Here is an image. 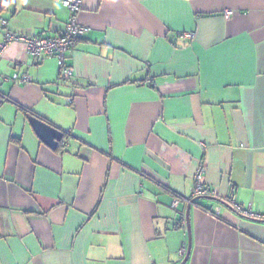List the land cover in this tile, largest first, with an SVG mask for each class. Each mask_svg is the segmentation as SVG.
<instances>
[{"label": "crops", "instance_id": "1", "mask_svg": "<svg viewBox=\"0 0 264 264\" xmlns=\"http://www.w3.org/2000/svg\"><path fill=\"white\" fill-rule=\"evenodd\" d=\"M0 17L51 37L69 11ZM78 17L68 79L24 42L0 51V264H264L243 212L264 214V0H83ZM29 114L64 132L56 149ZM200 164L225 204L190 202Z\"/></svg>", "mask_w": 264, "mask_h": 264}, {"label": "built area", "instance_id": "2", "mask_svg": "<svg viewBox=\"0 0 264 264\" xmlns=\"http://www.w3.org/2000/svg\"><path fill=\"white\" fill-rule=\"evenodd\" d=\"M83 0H63V5L69 11V19L65 23L62 32L58 35L51 37H37L26 36L24 34H18L8 29V20L4 17H0V26L5 28L3 40L0 43V51L5 48L9 43L15 41L24 42L28 53L35 56L45 55L53 56L58 66L60 67L61 75L68 79L73 73L72 66L66 63V57L68 53L74 48L76 43L85 32L86 27L79 21V12L82 8ZM24 81H29L28 76L23 77ZM4 99H0V104ZM204 167L200 164L194 174L195 182L193 186V196H216L217 190L206 186L203 183ZM178 204V199L173 202V207ZM238 209L239 206L236 205ZM249 216H255L259 220H264V214H253L250 211H243Z\"/></svg>", "mask_w": 264, "mask_h": 264}, {"label": "water", "instance_id": "3", "mask_svg": "<svg viewBox=\"0 0 264 264\" xmlns=\"http://www.w3.org/2000/svg\"><path fill=\"white\" fill-rule=\"evenodd\" d=\"M8 2V0H0V9ZM28 119L31 123V125L34 127L35 131L37 134L40 136V138L52 149H56L60 142L64 138V132L58 129L57 127L53 126L46 120L34 115V114H29ZM217 196V195H216ZM216 196H210L212 198H215L216 200H219L222 203H226L225 200L222 198L216 197ZM201 196L196 197L194 200L190 201L192 203H195V200ZM189 201V200H188ZM189 219V218H187ZM264 221V220H262ZM188 232L190 236V224L188 226ZM187 258V257H186ZM181 264H184L182 262Z\"/></svg>", "mask_w": 264, "mask_h": 264}]
</instances>
